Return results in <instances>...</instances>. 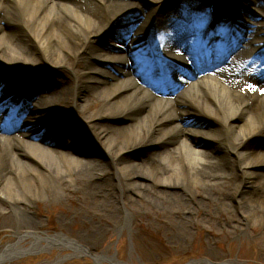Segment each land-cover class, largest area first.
Segmentation results:
<instances>
[{
  "label": "bare ground",
  "instance_id": "6f19581e",
  "mask_svg": "<svg viewBox=\"0 0 264 264\" xmlns=\"http://www.w3.org/2000/svg\"><path fill=\"white\" fill-rule=\"evenodd\" d=\"M168 1L0 0V98L12 92L0 107V217L18 219V240L0 248V264L56 244L89 251L64 232L39 231L31 208L73 181L89 199H121L126 221L134 200L174 209L184 221L194 212L210 216L200 210L205 203L229 209L234 198L247 220L264 213V50L256 51L264 21L246 28L257 25L249 16H264V0H205L215 3L213 14L208 3L164 7ZM201 23L208 24L202 35ZM237 26L246 33L232 43ZM221 32L230 35L227 46ZM165 64L167 76L158 71ZM180 66L189 69L185 78L200 81L176 80ZM11 70L24 81L12 84ZM22 97L33 105L31 117L11 135L4 128ZM93 100L102 104L88 110ZM187 118L194 123L184 127ZM60 129L68 149L48 141ZM26 236L33 237L29 248Z\"/></svg>",
  "mask_w": 264,
  "mask_h": 264
},
{
  "label": "rangeland",
  "instance_id": "374dc122",
  "mask_svg": "<svg viewBox=\"0 0 264 264\" xmlns=\"http://www.w3.org/2000/svg\"><path fill=\"white\" fill-rule=\"evenodd\" d=\"M190 1L204 4V7L207 3H211H205V0ZM172 2L173 0H169L164 7L173 6ZM249 18L252 22H259V25L264 21V16L259 18L249 16ZM246 27L254 29L256 25L250 23L246 24ZM237 30L240 33L244 32L240 27ZM108 50L104 46V51ZM126 52L123 50L118 52L121 61L127 60ZM68 72L73 75L70 69ZM24 79L25 75L14 74L10 82L24 81ZM186 90L187 88H183V91ZM91 102L93 103L88 110H93L102 104L97 100ZM31 104L26 98L19 101L4 128L8 134L14 135L25 129L23 120L29 118V108L33 106ZM65 106V102L61 101L60 107ZM80 115L83 116V112ZM191 123H194V120L187 118L183 126H190ZM72 124L74 128L77 126L75 123ZM37 129L39 130L35 134L41 137L49 127ZM84 130L86 134L89 133L87 128ZM59 134L49 132L48 141L54 143L53 145L62 146L64 143L65 148L68 149L65 143L69 136L63 134L61 129ZM74 138L76 141L80 140L77 135H74ZM102 158L109 160L107 155H102ZM164 163L169 164L168 160H164ZM257 179H250V182L242 187L241 194L247 193L252 185L251 182ZM68 185L69 189L66 190L58 186L57 197L44 196L33 203L31 208L37 218L39 231H47L50 234L64 232L87 246L89 251H75L70 246L56 244L47 248L22 250L6 264H100L97 259L103 253L106 257L102 260V264H114L111 257L134 264H186L201 258H207L212 262L238 260L244 264H264V213L254 215L247 220L235 198L229 200V209H218L219 203L209 202L201 205V212H208L210 216L194 212L190 216V221L182 220L174 209H163L145 200H134L130 203L132 216L126 221L122 219L123 215L119 219L121 214L125 213L121 199L110 203L99 196L92 200L85 194L83 184L73 181ZM130 204L125 202L126 208H129ZM9 210L11 211L6 207V211ZM10 218L5 220L0 217V248L18 240L17 216L13 213ZM111 219H114V223L110 222ZM167 223L172 226H165ZM148 224L151 226L149 227ZM32 239V236H26L23 244L29 248Z\"/></svg>",
  "mask_w": 264,
  "mask_h": 264
},
{
  "label": "water",
  "instance_id": "95a60500",
  "mask_svg": "<svg viewBox=\"0 0 264 264\" xmlns=\"http://www.w3.org/2000/svg\"><path fill=\"white\" fill-rule=\"evenodd\" d=\"M192 261H206V264H228L227 262H212L211 260L207 258H201V259H194ZM192 261L186 264H190Z\"/></svg>",
  "mask_w": 264,
  "mask_h": 264
}]
</instances>
